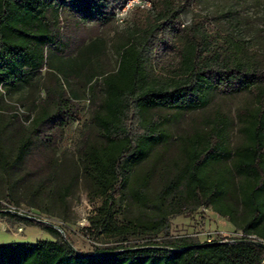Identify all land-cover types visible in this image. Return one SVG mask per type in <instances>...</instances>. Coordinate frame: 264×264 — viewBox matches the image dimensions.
Returning <instances> with one entry per match:
<instances>
[{"label":"trees","instance_id":"16d2710c","mask_svg":"<svg viewBox=\"0 0 264 264\" xmlns=\"http://www.w3.org/2000/svg\"><path fill=\"white\" fill-rule=\"evenodd\" d=\"M120 1L0 0V183L6 198L52 215L80 176L89 201H100L89 237L116 244L72 250L46 222L0 206V216L54 237L0 244V264H264V249L251 242H264V57L205 17L182 26L179 12L193 0H154L151 12L136 10L113 44L114 69L104 67L102 49L84 62L92 130L81 135L68 167L60 166L53 149L80 107L68 95L64 67L50 68L34 114L24 117L27 125L17 114L2 115L16 110L5 98L36 83L53 53L69 51L73 30L106 25ZM216 94H248L252 105L237 108L234 118L219 108L207 113ZM172 113L190 116L187 131L171 134ZM7 132L12 154L3 146ZM200 208L241 237L151 242L168 236L172 218Z\"/></svg>","mask_w":264,"mask_h":264},{"label":"rangeland","instance_id":"374dc122","mask_svg":"<svg viewBox=\"0 0 264 264\" xmlns=\"http://www.w3.org/2000/svg\"><path fill=\"white\" fill-rule=\"evenodd\" d=\"M128 0H121L113 11V20L104 26L94 23L83 25L81 29L73 30L69 35L71 47L65 54L49 56V65L37 76L36 83L30 86H22L5 98V103L16 108L15 111H2V115L17 114L21 123L27 125L24 117L34 114V105L42 98V88L50 83L49 72L53 66H61L69 74L66 84L68 95L75 99L80 107V114L72 121L63 134V138L57 141L53 149L54 155L60 158V166L68 167L75 161V150L81 135L85 131L92 130L89 116L88 94L84 85V62L92 60L99 50L104 51L103 65L107 70L116 66V57L113 52V44L125 35V24L129 23L134 12L141 10L151 12L154 0H138L142 7L123 9ZM196 16L205 17L210 25L224 34H232L235 38L247 44L251 50L264 57V0H193V6L183 8L179 12V20L182 26L188 25ZM122 21V23H118ZM252 105V97L248 94L237 97L216 94L206 107V112L219 108L234 118L237 108ZM189 115L172 113L169 122L171 134L179 135L189 128ZM231 140H238L237 124L233 120L231 126ZM3 146L12 154L14 152L13 137L6 133ZM61 170V169H60ZM65 182L66 173L60 175ZM0 201L10 204L6 198L4 185L0 183ZM11 205V204H10ZM100 205L99 200L89 201L86 190V182L82 177L76 178L71 184L65 203L61 208H53L52 215L40 214L31 210L24 204L21 209L31 213L44 222L59 227L65 239L71 246L83 253H90L92 245L106 247L100 241L94 242L89 237V219L94 215L95 209ZM132 210V209H131ZM5 213V212H4ZM61 235V234H60ZM62 237V236H61ZM241 233L234 230L225 219L218 217L210 210L200 208L191 216H177L170 221L168 236L160 235L157 243H169L175 239L188 238L193 242L204 243L219 241L221 238H240ZM54 237L37 226L27 225L0 216V244L10 243H35L39 240H53ZM144 241L132 240L131 243L142 244Z\"/></svg>","mask_w":264,"mask_h":264},{"label":"built area","instance_id":"2783aa9c","mask_svg":"<svg viewBox=\"0 0 264 264\" xmlns=\"http://www.w3.org/2000/svg\"><path fill=\"white\" fill-rule=\"evenodd\" d=\"M140 4H141V3H140V1H138V0H128V1L126 2L125 6L123 7V9H124V8H125V9H126V8L129 9V8H134V7H142ZM118 23H122V21L119 20ZM0 206L4 207V209H2L3 212H9V214L16 213V214L19 215V217L22 216L23 218H25V219H27V220L36 221V222H44L43 220L39 219L38 217L32 215L31 213H29V212H27V211L21 209L20 207H15V206H13V205L6 204V203H3V202H1V201H0ZM22 217H21V218H22ZM46 223H47V222H46ZM157 238H158V237H157ZM157 238H153V239H151V242H153V243H157V242H156V241H157ZM208 242H210V241H208Z\"/></svg>","mask_w":264,"mask_h":264},{"label":"water","instance_id":"95a60500","mask_svg":"<svg viewBox=\"0 0 264 264\" xmlns=\"http://www.w3.org/2000/svg\"><path fill=\"white\" fill-rule=\"evenodd\" d=\"M5 213H9V212H5ZM13 215H15V216H19L18 214H16V213H12ZM22 217V216H21ZM23 218V217H22ZM50 227H53L56 231H58L60 234H61V236H62V238L63 239H65V237H64V233H63V231L59 228V227H57V226H55V225H53V224H50V223H47ZM65 242L68 244V246L72 249V250H75L70 244H69V242L65 239ZM252 243H254V244H256L257 246H259V247H261V248H263L264 249V242L263 241H261V240H254V241H251ZM220 243V242H219Z\"/></svg>","mask_w":264,"mask_h":264}]
</instances>
